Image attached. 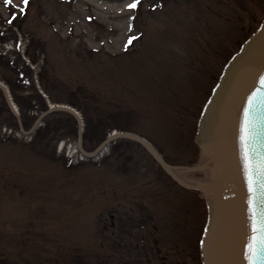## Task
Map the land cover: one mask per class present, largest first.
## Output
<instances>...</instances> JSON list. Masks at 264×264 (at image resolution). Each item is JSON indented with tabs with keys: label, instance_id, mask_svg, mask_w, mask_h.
Returning a JSON list of instances; mask_svg holds the SVG:
<instances>
[{
	"label": "rangeland",
	"instance_id": "374dc122",
	"mask_svg": "<svg viewBox=\"0 0 264 264\" xmlns=\"http://www.w3.org/2000/svg\"><path fill=\"white\" fill-rule=\"evenodd\" d=\"M132 2L29 0L25 8L0 0V82L11 95L16 73L6 61L34 53L31 82L40 95L75 104L83 130L84 112L91 117L84 148L95 147L104 124L144 137L173 165H189L200 109L261 20L264 0H140L130 9ZM10 11L17 18L9 29ZM27 89L14 92L20 102ZM2 101L0 90V264H149L153 238L161 252L151 263L166 256V264H199L193 239L203 200L173 183L140 145L120 139L98 160L69 165L54 145L73 141L70 123L63 137L49 140L48 132L29 142L8 134L16 128ZM144 221V230L153 222L156 231L141 242Z\"/></svg>",
	"mask_w": 264,
	"mask_h": 264
},
{
	"label": "water",
	"instance_id": "95a60500",
	"mask_svg": "<svg viewBox=\"0 0 264 264\" xmlns=\"http://www.w3.org/2000/svg\"><path fill=\"white\" fill-rule=\"evenodd\" d=\"M261 77H264V15L257 29L223 66L196 123L197 160L181 166L167 163L149 142L130 132L113 131L94 150L84 151L79 115L64 104L50 105L24 130L10 94L1 83L0 90L24 135L32 134L45 115L64 112L77 122V148L87 159L96 158L119 138L140 144L173 181L198 191L203 198L207 215L200 238L201 264H247L244 253L250 193L240 155V127L244 109L260 87ZM194 173H200V177L189 178Z\"/></svg>",
	"mask_w": 264,
	"mask_h": 264
},
{
	"label": "snow or ice",
	"instance_id": "6c2138e0",
	"mask_svg": "<svg viewBox=\"0 0 264 264\" xmlns=\"http://www.w3.org/2000/svg\"><path fill=\"white\" fill-rule=\"evenodd\" d=\"M12 2L13 0H5L7 5ZM22 2L26 8L29 0ZM139 2L140 0H133L127 6L135 9ZM7 23L11 24L12 20ZM134 39L135 37H129L128 43L131 44ZM240 155L250 193L244 256L247 264H264V77L260 78V87L252 93L244 109L240 127Z\"/></svg>",
	"mask_w": 264,
	"mask_h": 264
},
{
	"label": "trees",
	"instance_id": "16d2710c",
	"mask_svg": "<svg viewBox=\"0 0 264 264\" xmlns=\"http://www.w3.org/2000/svg\"><path fill=\"white\" fill-rule=\"evenodd\" d=\"M10 14H11V18L10 20H12V23L11 24H8V28L10 29L13 25H15V21L14 19L17 18V15H14V13L12 11H10ZM13 16H15V18L13 19ZM0 42L3 41V38H5L4 36H2L0 34ZM36 49H34L35 51ZM36 52V51H35ZM37 54V52H36ZM30 63L31 64H34L35 61H36V56L35 54L33 53V55H31V59H29ZM6 64L16 73V76H15V80L13 81L14 83H11L12 85L11 86H14L16 85V89L14 90H11V95H12V98H13V101L15 102V104L17 105V108H18V111H19V114L21 116V119H22V123H23V126L25 128H28L29 125L32 123V121L34 120V118L36 117V115L46 109L47 105H46V100L45 98H43L40 93L37 91V89L35 88L34 84H32L31 82V75H32V70L30 68V66L24 62L23 60H21L19 63L18 62H9V61H6ZM19 65H21V69H19ZM24 78H27L28 80L25 81ZM6 81V80H5ZM24 86L25 87H28L27 91V95L26 96H23V98L21 97V102L17 99V96L14 94V92H17L16 90H24ZM25 100V101H24ZM27 100V101H26ZM51 103H57V102H53L52 99H48ZM3 104H4V101H2ZM37 102L38 103V106H33V104ZM69 105L73 106V107H77L75 104H73L72 102L68 103ZM5 105V104H4ZM33 108H35V111H33ZM4 109L6 110V113L8 114L10 120H12L11 124L14 125V127L16 128V123H15V119L14 117L11 115V113L9 112V110L7 109V107L4 106ZM29 111H33L31 113V115L28 114ZM84 112V111H83ZM54 116H57L59 119H62L64 120L65 122L64 123V126L61 124V123H57L55 124V126L53 127H50L49 126V122H47V120L50 118V117H54ZM84 121H85V129L83 130V140L88 136L89 134V129L87 128V126H89L91 124V121H90V118L85 112H84ZM44 124L42 126L44 127H39L35 134L33 135V139H37V141H39L40 137L42 138L43 135H47L48 132H52V135H50V138L49 140H55V138H59V137H63L66 133H69V130L71 131L72 133V138L75 139V125L72 123L74 120L73 118L70 116V115H67L65 113H52L48 116H46L44 118ZM47 122V124H46ZM70 123V126H69V130H67V126L69 125ZM102 129L104 131H96V144L101 141L105 135L111 130V129H114L116 127H113L111 129H105V125L102 124ZM66 129V130H65ZM63 130V131H62ZM65 130V131H64ZM98 132V134H97ZM90 138H91V134H90ZM117 143V142H116Z\"/></svg>",
	"mask_w": 264,
	"mask_h": 264
},
{
	"label": "flooded vegetation",
	"instance_id": "af4514ba",
	"mask_svg": "<svg viewBox=\"0 0 264 264\" xmlns=\"http://www.w3.org/2000/svg\"><path fill=\"white\" fill-rule=\"evenodd\" d=\"M148 218H149V220H151L152 216H149L148 215ZM149 227H147V229L149 228L148 230L146 229L143 232H141V235H140L141 242H145V238L146 237H147V239L149 238V236H147L148 235V232L151 233V231H153V232L156 231V226L154 225V223H152V226H149ZM198 238H199V231H196L195 232V230H194V239H193V242H196V245H197V242H198ZM193 245H194V243H193ZM145 250H146V253L147 254L152 255V257H150V261L149 260L148 261H149V264H153V263H151L152 262L151 260H154L155 258H157V256L160 255V252H161L160 249H159V244H158L157 239H154L153 238L152 243ZM163 258H164L163 259V264H166L167 263V261L165 260L166 259V256H164ZM197 258H198V251H197Z\"/></svg>",
	"mask_w": 264,
	"mask_h": 264
},
{
	"label": "bare ground",
	"instance_id": "6f19581e",
	"mask_svg": "<svg viewBox=\"0 0 264 264\" xmlns=\"http://www.w3.org/2000/svg\"><path fill=\"white\" fill-rule=\"evenodd\" d=\"M105 15H109V11H106V12H105Z\"/></svg>",
	"mask_w": 264,
	"mask_h": 264
}]
</instances>
